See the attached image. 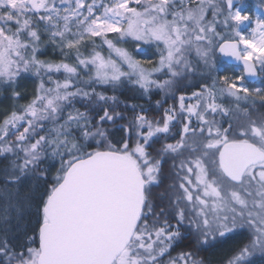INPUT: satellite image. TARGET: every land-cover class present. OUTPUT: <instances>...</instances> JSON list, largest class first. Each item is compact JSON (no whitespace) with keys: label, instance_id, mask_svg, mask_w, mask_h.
<instances>
[{"label":"snow or ice","instance_id":"6c2138e0","mask_svg":"<svg viewBox=\"0 0 264 264\" xmlns=\"http://www.w3.org/2000/svg\"><path fill=\"white\" fill-rule=\"evenodd\" d=\"M254 4L261 12L245 0H0V97L12 101L0 117V264H213L198 250L245 232L217 264L264 257V83L248 84L264 81V0ZM46 44L58 61L41 59ZM219 58L238 70L221 74ZM28 75L34 93L20 85ZM126 85L175 103L152 119L124 102L129 117ZM165 158L171 203L156 211ZM26 180L42 189L34 224L20 223Z\"/></svg>","mask_w":264,"mask_h":264},{"label":"trees","instance_id":"16d2710c","mask_svg":"<svg viewBox=\"0 0 264 264\" xmlns=\"http://www.w3.org/2000/svg\"><path fill=\"white\" fill-rule=\"evenodd\" d=\"M209 18H210V13H209ZM107 50V49H106ZM108 52V50H107ZM50 55V52H48L45 56ZM43 59H47V58H43ZM220 59V58H219ZM53 60H57L56 58H54ZM60 76H62L63 74H59ZM158 78H164L163 76H158ZM27 82V83H25ZM20 83H24V85H22L21 87L27 88L28 93H34V88H35V84H36V80L34 77L28 75L25 76L21 79ZM197 83V77L193 80H183L180 82V87L178 89V91H185L190 93L193 88L191 87V85H194ZM131 86L126 85L123 89H121L117 95H119L120 99H121V105L119 107L118 110L122 111V112H126L127 115H129L128 112V108L129 107H125L124 106V102H130V99L133 100H137L141 97V92H138L137 89H134L133 95L131 96ZM109 94H111V91L109 90ZM144 97V96H143ZM150 97V98H149ZM29 94H25L23 97V100L21 102H26L29 99ZM145 98H148V104H147V109L148 111H155L159 106H157L156 101H161V104H164L163 101L165 102H171V103H175V100L170 96L165 94L164 92L160 91L159 89L153 90L151 91L148 96H145ZM12 105V101L10 98V94L9 91L6 90L5 94L3 97H0V117H2L4 115V110L5 109H10ZM77 107H82L79 103L77 104ZM153 107H156L155 109ZM151 108V110H150ZM119 135V134H118ZM4 163H7L6 160H0V166H2ZM52 164L49 165V161L46 162V164L44 165L45 167L51 166ZM53 171H55V169L53 168ZM3 183V179H0V184ZM39 193V192H38ZM33 199V206H35V198ZM163 202V201H162ZM170 204L169 200L167 199L165 202H163V205L165 207H168V205ZM174 209L173 210H169V218L171 223H175V217H174ZM32 216H30V221L34 224L35 223V213L31 214ZM247 239V233L245 232L243 235L241 236H237L234 239L228 241L227 244H224L222 247L220 248H211V249H207L204 250L200 253L201 256H203V258H205L206 260L211 258L213 261V264H217V262L223 258H225V254L226 252L231 249L234 246L239 245L240 243L244 242ZM186 241L185 242H178L173 249L171 250V254L173 256H175L177 253H179L181 250H183L185 248L186 245ZM199 254V252L197 253ZM263 260L260 259L257 262H253L260 264L262 263Z\"/></svg>","mask_w":264,"mask_h":264},{"label":"rangeland","instance_id":"374dc122","mask_svg":"<svg viewBox=\"0 0 264 264\" xmlns=\"http://www.w3.org/2000/svg\"><path fill=\"white\" fill-rule=\"evenodd\" d=\"M246 2V10L250 13V14H255L257 12H261L260 9H257L255 7V4H254V0H245ZM262 14H264V12H262ZM43 40H47V35H44L42 37ZM96 44L97 46H99V49L98 50H102L103 51V54L107 56L108 52H107V46L106 45H102L101 44V41L99 40V38L96 39ZM129 50H133L135 48V44L134 42H131L129 41L126 45H125ZM91 47V45H89L88 47H85L84 49H82V51L85 52V54H87V52L89 51V48ZM150 51H155V49H150ZM48 52H50V55L48 54L47 56H45ZM40 57L41 59H43L44 57L45 58H51V59H60V54L57 52V53H53L52 52V45L51 44H46L44 49H43V52L40 54ZM137 58H141L139 55L137 56ZM73 62H74V58H73ZM219 65L220 67L223 69V71L221 72V74H230V73H233L235 72L236 70H238L239 67H236V66H229L227 65L226 63H224L221 59H219ZM86 75V74H84ZM200 77L197 76V82L200 81ZM27 83V82H25ZM262 83H264V81H261L259 80L257 82V86H260ZM24 85V83H20V85ZM250 87H255V85L253 83H248ZM21 85V86H22ZM53 162L52 161H49V165L52 164ZM2 179V178H0ZM33 181L31 180H26L21 186H20V191H21V195H24L26 193L30 194L32 196V198H35L39 195L38 192L42 191V189H39L37 188L35 191H33ZM3 183H1L0 185H2ZM3 205V201H0V206ZM33 213H36V208L35 206H32L30 209H26L24 211V215H23V218L22 220L20 221L21 224L27 222V221H30V216H32L31 214ZM12 224H13V231L15 232V227H16V221H15V213H13V221H12ZM183 230V229H182ZM15 234L17 236L20 235L19 232H15ZM175 246V245H174ZM176 247V246H175ZM205 249L204 248H201L198 250L199 254L198 255V258L200 257H203L200 255V253L202 251H204ZM262 259L263 262L260 263V264H264V257H255L253 259V262H257L258 260ZM252 262V264H253ZM254 264H257V263H254Z\"/></svg>","mask_w":264,"mask_h":264},{"label":"flooded vegetation","instance_id":"af4514ba","mask_svg":"<svg viewBox=\"0 0 264 264\" xmlns=\"http://www.w3.org/2000/svg\"><path fill=\"white\" fill-rule=\"evenodd\" d=\"M254 85L256 87L257 82H255ZM130 91H131V96H132L134 89L131 87ZM137 91L141 92L142 90H137ZM130 102L135 103V104H142L144 106V108L147 110V115L149 116V118H152V119L160 118L162 116L163 109L168 107L171 104H174L171 102L163 101L164 104H161L155 111L151 112V111H148V109L146 107L148 104V98H145V96L143 97V95H141V97L137 100L130 99ZM222 102L226 106H231V104H232L231 99L227 98V97ZM153 108L155 109L156 107H153ZM150 110H151V108H150ZM128 112H129L128 116L131 117L133 115V110L130 107L128 108ZM169 142H171V140H169ZM160 143H161L160 141H157L156 146L158 147L160 145ZM170 165H171V161L169 159L165 158V160L162 161L163 175L161 176L160 184L153 188L154 196L158 197L154 201L155 205H156V211H159V208L161 206H164L163 202H165L167 199L171 203L169 193H171L172 189L169 188V185L173 182L174 176L170 175ZM160 193H164L165 195L163 197H159Z\"/></svg>","mask_w":264,"mask_h":264},{"label":"water","instance_id":"95a60500","mask_svg":"<svg viewBox=\"0 0 264 264\" xmlns=\"http://www.w3.org/2000/svg\"><path fill=\"white\" fill-rule=\"evenodd\" d=\"M221 60H222L224 63H226L227 65H229V66H237V67H239V65H238L236 62H234V61L226 60V59H223V58H221ZM258 80H259V79L252 78V79H249V80H248V83H255V82H257Z\"/></svg>","mask_w":264,"mask_h":264}]
</instances>
